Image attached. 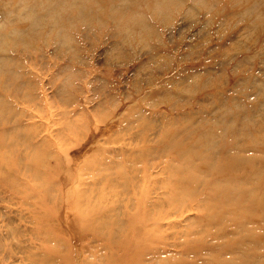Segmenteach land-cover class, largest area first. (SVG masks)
<instances>
[{
    "label": "rangeland",
    "instance_id": "374dc122",
    "mask_svg": "<svg viewBox=\"0 0 264 264\" xmlns=\"http://www.w3.org/2000/svg\"><path fill=\"white\" fill-rule=\"evenodd\" d=\"M41 1H0V264H264V0Z\"/></svg>",
    "mask_w": 264,
    "mask_h": 264
},
{
    "label": "bare ground",
    "instance_id": "6f19581e",
    "mask_svg": "<svg viewBox=\"0 0 264 264\" xmlns=\"http://www.w3.org/2000/svg\"><path fill=\"white\" fill-rule=\"evenodd\" d=\"M1 2H2V6L5 8V10H6V12H10V9H9V5H10V2H11V0H0ZM14 1H16V2H19V4H20V8H19V13H18V15H17V21H22L23 20V18H24V16L22 15V12L24 11V8H28V4H29V2H28V0H27V3H26V0H14ZM43 1V0H42ZM40 2V3H48L47 5H45L46 7H47V10H50L52 13L51 14H57V13H59V12H61V11H63L64 9H67L68 7H71L72 6V3H71V1H68V0H49L48 2ZM36 8L37 9H39V7H41V4H37L36 3ZM33 8H34V6H33ZM35 8V9H36ZM54 20V19H53ZM37 22V21H36ZM3 33V32H2ZM16 43H18V42H16ZM6 45V46H5ZM3 46H5V48L3 49ZM8 47H10V43L8 42V40L7 41H5V42H3V39L0 37V48H2L3 50H6ZM0 66H1V64H0ZM227 128V127H226ZM223 129V128H222ZM222 132H223V130H222ZM230 134V133H229ZM223 135H224V133H223ZM225 135H227V134H225ZM228 136V135H227ZM225 137V136H224ZM173 139H169V141H171V144H169V146H171V147H174L175 148V150H176V152L177 153H182L183 151H184V149L182 148V146H181V142L180 141H175V140H173ZM260 140H263L264 141V137L262 136V137H260ZM212 146V144L211 145H209V146H206L205 148L206 149H208V148H210ZM234 148V147H233ZM238 149H240V148H238ZM197 154V153H196ZM208 156L209 155H207V153L206 154H204V157H202V158H204V159H206L207 161H205L204 163L205 164H207V162L209 161V158H208ZM195 159V157H191V158H189V162H190V165H189V167L191 168V170H188V168H185V167H183V168H178L176 171H172L171 169H170V166H169V173H168V175H169V177H170V180L169 181H171V182H173V185L172 186H168V187H166V192H167V198H166V201H167V207H169V206H171V207H174V208H176L177 206H178V204H179V202H182V203H187L188 202V199H189V201H192V199H190V198H192L193 196H191L192 194H193V192L192 191H190V189H189V186H192V187H196L197 185L196 184H193V182H192V180H193V174H192V172L193 171H195V170H201V162H199L198 164H195L194 163V160ZM225 161V160H224ZM232 161H234V160H232ZM42 163V162H41ZM194 163V164H193ZM220 163H223V165H225L226 167H228V166H233V167H235L236 165H235V163H232V162H230V160L229 161H225V162H219V163H217V164H215V168L213 169V171L211 170L210 172H220V173H222L223 175H225L226 177H228V174L229 175H231L229 172H227V170L226 171H218V165L220 164ZM61 165H63V164H61ZM61 165H59V166H61ZM208 165V164H207ZM43 166V165H42ZM203 168V167H202ZM42 169V168H41ZM236 168H234V170H235ZM204 170V169H203ZM45 171V170H44ZM208 171V170H207ZM210 172H208V173H210ZM253 172V171H252ZM43 173V172H42ZM37 174V173H36ZM53 179V178H52ZM52 179H51V181H52ZM55 179V178H54ZM130 179V178H129ZM43 180V179H42ZM48 180V179H47ZM46 180V181H47ZM238 180H239V178H238ZM229 181H231L230 179H227L226 180V182L228 183ZM241 181V180H240ZM128 183V182H127ZM49 184H51V183H49ZM236 185V184H235ZM239 185V184H238ZM250 187V186H249ZM27 188H29V187H27ZM48 188V187H47ZM233 188V187H232ZM232 188L230 187V186H227V185H225V186H223V187H216V188H214L213 190L216 192V194L218 193V194H222V196H223V199L222 198H220L219 196V198L221 199V200H219V199H217V196L216 197H212V196H210V199H209V201H208V203H201V204H199V205H201V211L203 212V214L204 215H202L201 217H200V220L199 221H195V222H193L192 224H195L196 226H199V228H195V229H191L192 231H195V232H200L201 230V227H200V225H201V218H202V221L203 222H206L208 219H209V216H211V214L212 213H216L217 212V208L218 207H222L223 206V201H224V199H226V200H228V199H231L232 197H233V190H232ZM256 188V187H255ZM141 190L139 189H136V190H133V192L135 193L134 195H133V198H134V201H135V203L133 202V205H134V210H133V212H131L130 213V215H128L129 217L131 216V215H134V218H135V220H134V226H135V228H138L140 231H138V232H135V234L136 235H138V234H142V238L143 239H146L147 238V234L148 233H151L152 232V230L150 229V228H148L147 227V229H146V226L145 225H142V226H140L139 225V223L145 218L146 220H150V219H152L153 218V214L152 215H150V214H146V213H142L141 211H140V208H141V206L140 207H138V203L139 202H142L143 203V201H144V199H145V191H141ZM47 192H49V191H47ZM165 192V193H166ZM179 193V194H178ZM178 194V196L179 197H181L180 199H178V200H175L174 201V199H176L175 198V196ZM238 194V193H237ZM210 195H211V193H210ZM212 195H215V193L213 194L212 193ZM71 197V196H70ZM69 197V198H70ZM178 197V198H179ZM132 198V199H133ZM208 198V197H207ZM234 198V197H233ZM76 199H77V196L75 195V197L73 196V201L74 202H76ZM259 199V198H258ZM69 200V199H68ZM72 200V199H71ZM70 200V201H71ZM200 200V199H199ZM203 200V199H202ZM201 200V201H202ZM216 200H219V203H218V201H216ZM68 202V201H67ZM211 202V203H210ZM156 204V203H155ZM162 204V203H161ZM187 205H189V204H187ZM244 206V205H243ZM233 209V208H232ZM235 209V208H234ZM161 210L163 211V209L161 208ZM174 211V210H173ZM244 211V210H243ZM159 213H161V211L159 212ZM89 215V214H88ZM150 215V216H149ZM254 216V215H253ZM165 217V216H164ZM142 220H141V219ZM162 221V220H161ZM159 222V221H158ZM149 229H150V231H149ZM126 230V229H125ZM129 232H131V231H129ZM128 232V233H129ZM131 234V233H130ZM151 235H152V233H151ZM120 236V235H119ZM132 236H133V232H132ZM125 239V238H124ZM128 241V240H127ZM144 247H146V246H144ZM145 249V248H144ZM55 252V251H54ZM124 252H125V250H124ZM134 255H135V251H134V253H133V255H132V258H133V261L136 263V264H138L139 262L137 261V259H135V257H134ZM117 256V255H116ZM64 264V263H63ZM104 264H125L124 262H122L121 260H118V258L116 259V258H114V257H111V258H108L107 260H105L104 261ZM134 264V263H133Z\"/></svg>",
    "mask_w": 264,
    "mask_h": 264
}]
</instances>
